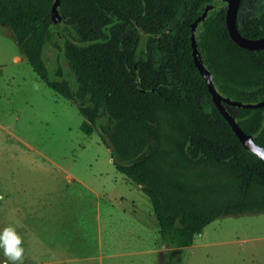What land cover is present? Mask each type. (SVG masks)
Here are the masks:
<instances>
[{"label":"trees","instance_id":"1","mask_svg":"<svg viewBox=\"0 0 264 264\" xmlns=\"http://www.w3.org/2000/svg\"><path fill=\"white\" fill-rule=\"evenodd\" d=\"M55 1L0 0V24L12 27L39 77L78 106L82 131H97L117 171L148 195L162 241L191 246L223 215L264 213V159L235 133L193 57L192 24L215 4L197 43L217 89L243 102L264 99V48L232 38L227 4L61 0L55 22ZM239 14L244 35L264 36V8ZM48 44L63 50L76 82L50 77ZM226 106L264 146V106Z\"/></svg>","mask_w":264,"mask_h":264},{"label":"rangeland","instance_id":"2","mask_svg":"<svg viewBox=\"0 0 264 264\" xmlns=\"http://www.w3.org/2000/svg\"><path fill=\"white\" fill-rule=\"evenodd\" d=\"M242 2L239 17L264 8V0ZM44 57L50 77L76 82L63 50L48 44ZM59 69L63 76H58ZM82 121L78 106L34 71L12 27L0 24V231L11 226L23 238V264H51L52 233L59 246L53 256L60 259L52 264H100V252L96 260L67 261L74 253L85 257L95 252L99 205L66 177L65 169L88 183L109 185L116 176L118 191L128 199L123 208L133 201L135 212L124 217L128 225L130 217L137 219L139 229L134 230L133 221L128 240L114 223L111 230L117 228L113 235L118 242L112 248L111 238L105 240L104 264H264V213L226 214L209 223L191 246L165 244L148 195L117 171L100 134L84 133ZM74 193H84L90 207L81 211L87 216L80 212L69 218L70 208L80 203ZM67 244H74L72 254ZM114 248L117 255H111ZM5 261L0 249V264Z\"/></svg>","mask_w":264,"mask_h":264},{"label":"crops","instance_id":"3","mask_svg":"<svg viewBox=\"0 0 264 264\" xmlns=\"http://www.w3.org/2000/svg\"><path fill=\"white\" fill-rule=\"evenodd\" d=\"M65 169V168H64ZM66 170V177H68V179L70 181H73V183L79 184L81 185L84 189L86 194L91 197L92 200H94V203H96V205H94L95 207L97 205H99V210L95 216V220H96V237L98 239L97 242V246L94 249V253H89L86 252L85 253V257H78L77 254H72V247L74 244H67V249H68V253L72 254V256L68 255L67 261L68 263L72 262V261H85V259H90V260H96L97 259V255L96 253L100 252L99 257L98 258L100 261V264H104V259L106 258V247H104V243L105 240L110 237L111 240H109V243L111 245V247H115L112 246V243H117L118 240L114 237V231L117 229L115 228V230H111V228H113L114 223L116 226H118V228H122L123 231L125 230L126 233V237L128 238V234L130 233V230H132V225H133V221H134V230L139 229V222L137 221V219L133 220V216L130 217L129 220V225H128V221H127V217H124L125 214H128L129 211H133L135 212L134 206L131 203H128L130 205V207L128 208H123V202L128 200L126 195L123 194L121 191H118V187L120 184V181L115 177H113L111 180V183H109V185H105V183H88L85 180L81 179L76 173H73L70 170ZM140 187V185H139ZM76 198L79 197L80 198V203H78L76 206H72L70 208V211H72V216H70L69 218H74L76 216L80 215V212H82L83 214L87 213L82 210V207H87L89 209L90 204L87 200H85L84 198V193H82V195H77V194H73ZM76 211H78L77 213H75ZM88 214L90 215V212L87 211ZM88 215V216H89ZM114 220V222H112ZM134 233L136 234V231H134ZM133 234V233H132ZM129 240V238H128ZM58 245V244H57ZM56 245V241L55 238L53 237V233H52V237H50V250H51V255H52V259H51V264L54 262H59L60 259L58 258H54L53 254H55L54 252H57L58 247ZM127 246V245H126ZM125 246V247H126ZM71 249V250H70ZM115 251L114 253H112L111 255H117L116 252V248H114ZM143 250V248H141L139 251ZM126 252V250H123V253ZM102 261V262H101Z\"/></svg>","mask_w":264,"mask_h":264},{"label":"water","instance_id":"4","mask_svg":"<svg viewBox=\"0 0 264 264\" xmlns=\"http://www.w3.org/2000/svg\"><path fill=\"white\" fill-rule=\"evenodd\" d=\"M61 0H56L54 4L55 22L61 21L59 13V5ZM242 0H222V3L227 4L226 21L228 29L232 38L241 46L249 49H262L264 48V36L252 38L244 35L238 27V12L241 6ZM215 7V4H210L205 7L199 17L192 24V44H193V57L196 66L199 68L201 74L204 76L210 92L212 93L214 102L220 111L224 114L227 120L232 125L233 130L239 136L245 147L249 150V142H254V145L260 146L264 149V146L255 140L254 134L247 133L239 121L236 115L228 109L226 102L239 107H260L264 106V99L258 102H243L241 100L232 99L229 96L222 94L216 87L214 82V75L212 71L205 65L200 48L197 43V28L198 25L203 22L209 14V11Z\"/></svg>","mask_w":264,"mask_h":264},{"label":"clouds","instance_id":"5","mask_svg":"<svg viewBox=\"0 0 264 264\" xmlns=\"http://www.w3.org/2000/svg\"><path fill=\"white\" fill-rule=\"evenodd\" d=\"M249 150L259 159H264V149L249 142ZM23 238L17 233L15 228L9 226L0 231V249L6 257L5 264H23L24 248L22 247Z\"/></svg>","mask_w":264,"mask_h":264}]
</instances>
